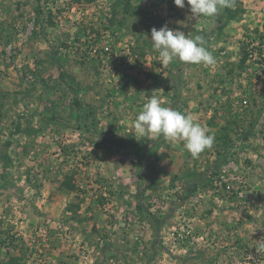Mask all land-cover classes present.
Wrapping results in <instances>:
<instances>
[{
    "label": "rangeland",
    "instance_id": "obj_1",
    "mask_svg": "<svg viewBox=\"0 0 264 264\" xmlns=\"http://www.w3.org/2000/svg\"><path fill=\"white\" fill-rule=\"evenodd\" d=\"M189 8L0 0V264H264V0ZM165 24L217 63L163 65ZM152 95L213 146L135 133Z\"/></svg>",
    "mask_w": 264,
    "mask_h": 264
},
{
    "label": "clouds",
    "instance_id": "obj_2",
    "mask_svg": "<svg viewBox=\"0 0 264 264\" xmlns=\"http://www.w3.org/2000/svg\"><path fill=\"white\" fill-rule=\"evenodd\" d=\"M179 8L190 6L189 20L197 17H214L231 6L232 0H173ZM152 49L158 54L163 65L179 60L190 64L212 66L216 58L207 47L201 35H188L180 30L171 29L167 24L157 30L151 29ZM133 129L140 137L161 136L170 141H183V147L193 157H198L213 146L215 135L210 129L194 119L171 107L163 106L159 96L147 98L133 120Z\"/></svg>",
    "mask_w": 264,
    "mask_h": 264
},
{
    "label": "trees",
    "instance_id": "obj_3",
    "mask_svg": "<svg viewBox=\"0 0 264 264\" xmlns=\"http://www.w3.org/2000/svg\"><path fill=\"white\" fill-rule=\"evenodd\" d=\"M258 39H259V46L257 48H255L254 50H251L248 52V50L244 51L242 56H241V59H240V66L239 67H242V65L252 59L254 57H257V59H255V61L257 62H260L262 61L264 63V35L263 34H260L259 33V36H258ZM190 185H192V181H188L187 182V195L191 194V190H190Z\"/></svg>",
    "mask_w": 264,
    "mask_h": 264
}]
</instances>
